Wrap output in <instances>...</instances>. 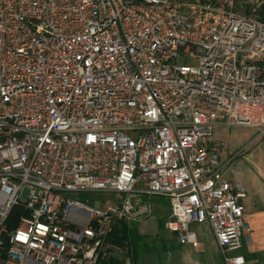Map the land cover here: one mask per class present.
<instances>
[{
    "label": "built area",
    "instance_id": "1",
    "mask_svg": "<svg viewBox=\"0 0 264 264\" xmlns=\"http://www.w3.org/2000/svg\"><path fill=\"white\" fill-rule=\"evenodd\" d=\"M239 1L0 0V264H132L109 236L155 197L180 245L207 225L244 264L246 188L214 140L264 135V0Z\"/></svg>",
    "mask_w": 264,
    "mask_h": 264
},
{
    "label": "crops",
    "instance_id": "2",
    "mask_svg": "<svg viewBox=\"0 0 264 264\" xmlns=\"http://www.w3.org/2000/svg\"><path fill=\"white\" fill-rule=\"evenodd\" d=\"M215 129L214 140L224 145L215 139L223 127ZM258 139L254 150L239 159L234 154L226 153L224 146L219 156L220 163L231 160L225 169L224 180L238 182L246 188V197L241 203L244 207V221L249 226L250 242H243L239 251L244 264H264V136ZM157 210L163 218L162 224L152 228L145 220L136 223L137 235L141 239L136 264H223L207 225H190L188 228L195 234L198 243L196 248L180 245L176 236L163 228L169 217L168 205L159 206ZM159 230H163L164 235H159Z\"/></svg>",
    "mask_w": 264,
    "mask_h": 264
},
{
    "label": "rangeland",
    "instance_id": "3",
    "mask_svg": "<svg viewBox=\"0 0 264 264\" xmlns=\"http://www.w3.org/2000/svg\"><path fill=\"white\" fill-rule=\"evenodd\" d=\"M242 2L243 0H240L238 3H236L235 5L236 9L240 11H244L245 8ZM255 135L256 132L251 128L245 126H231V127H223V130L217 137H215V139L217 138L218 140L224 143V151L226 153L229 152L231 154H234L235 157L239 159L240 157L246 155L248 152L250 153L251 151H253L254 146H256L255 142H257V139L258 138L260 139L261 136H264V135H259L256 138H254ZM252 138L254 139L251 142H249ZM76 198L84 203L94 206H102L104 202L113 200L112 196L106 194H80ZM144 201L148 202L151 205V209H152L150 215L145 219L148 225L151 226L152 228H155L160 223L162 224L163 218L161 217L157 208L159 206L166 207L168 205V200L161 197L160 198L155 197L150 199L145 198ZM137 224L132 223V225H130L131 227L134 228L133 230L134 233H137V228H136ZM161 227L162 226H160V229ZM159 231H160L159 235H164L163 230H159Z\"/></svg>",
    "mask_w": 264,
    "mask_h": 264
},
{
    "label": "trees",
    "instance_id": "4",
    "mask_svg": "<svg viewBox=\"0 0 264 264\" xmlns=\"http://www.w3.org/2000/svg\"><path fill=\"white\" fill-rule=\"evenodd\" d=\"M130 225L132 224H119L117 227L114 228L112 234L109 236V239L117 245L126 247V255L131 259L132 264H136L141 239L138 237L137 233L133 232L134 228ZM110 264L120 263L115 260H112Z\"/></svg>",
    "mask_w": 264,
    "mask_h": 264
}]
</instances>
